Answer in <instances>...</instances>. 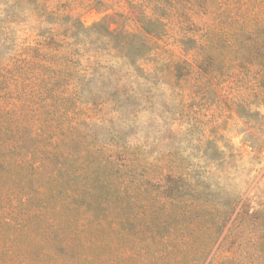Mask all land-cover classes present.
<instances>
[{"label":"rangeland","instance_id":"374dc122","mask_svg":"<svg viewBox=\"0 0 264 264\" xmlns=\"http://www.w3.org/2000/svg\"><path fill=\"white\" fill-rule=\"evenodd\" d=\"M47 6L0 14V264H264V0Z\"/></svg>","mask_w":264,"mask_h":264},{"label":"trees","instance_id":"16d2710c","mask_svg":"<svg viewBox=\"0 0 264 264\" xmlns=\"http://www.w3.org/2000/svg\"><path fill=\"white\" fill-rule=\"evenodd\" d=\"M50 0H1L0 6L3 8L0 14L13 22H20L23 18L25 22H37L42 18L39 12H45Z\"/></svg>","mask_w":264,"mask_h":264}]
</instances>
